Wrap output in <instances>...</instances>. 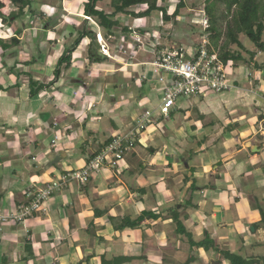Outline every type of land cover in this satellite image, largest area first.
<instances>
[{
    "label": "crops",
    "instance_id": "obj_1",
    "mask_svg": "<svg viewBox=\"0 0 264 264\" xmlns=\"http://www.w3.org/2000/svg\"><path fill=\"white\" fill-rule=\"evenodd\" d=\"M63 2V10L55 11L62 22L42 27L46 14L40 11L43 14L20 20L13 32L15 23L0 25V33L12 32L5 40L23 28L21 45L0 56V85L6 89L0 91V264H101L103 253L137 257L126 264H173L177 255L196 254L198 247L191 248L189 239L199 242L207 233L222 246L230 245L231 237L250 236L263 247L264 68L251 73L250 89L236 78L227 92H205L192 102L179 99L163 128L150 125L141 133V142L118 169L92 176L86 186L70 182L44 203V212L24 222L4 220L26 204L29 187L44 188L66 172L83 168L112 137L132 131L145 111H157L171 81L164 73L163 81L146 76L144 63L155 57L152 44L166 42L141 34L154 28V15L140 20L118 15L121 26L107 38L96 19H87L83 3ZM85 21L96 44L101 47L102 36L112 57L99 53L102 62H93L92 39L86 37L56 79L58 61L83 32ZM170 23L159 30L166 27L168 35H178L177 30L168 31ZM132 31L144 38L141 49L149 60H134L133 46V59L117 51L130 49ZM41 34L43 44L38 42ZM29 74L48 86L35 98L30 97ZM238 106L242 111L235 116L232 109ZM175 207L185 227L182 235L173 220ZM146 211L161 217H147L140 230L118 231L110 220L135 219ZM71 241L83 258L91 256L89 263L74 259ZM213 253L200 249L196 258Z\"/></svg>",
    "mask_w": 264,
    "mask_h": 264
},
{
    "label": "trees",
    "instance_id": "obj_2",
    "mask_svg": "<svg viewBox=\"0 0 264 264\" xmlns=\"http://www.w3.org/2000/svg\"><path fill=\"white\" fill-rule=\"evenodd\" d=\"M37 0H0V25L2 28L5 24L12 25L16 20L25 21L27 18H31L36 14H43L38 12L34 3ZM84 14L87 17L96 19L99 26L106 30V37L111 34L114 28L121 26L120 22L116 20L118 15H130L136 20L145 19L155 14H159L164 23L174 22L177 26L179 20L186 12H188V0H180L179 3L171 8L167 5L168 0H110V13L100 8V4L105 0H82ZM205 15L208 19L210 28L207 30L210 36L211 47L214 50L219 51L218 56L220 61L229 67L232 64L238 63V61H244L245 66H251L250 59L245 58V53L250 54V58L253 60L258 53H264V0H205ZM8 3H11L17 10L16 16H9L5 10ZM222 5L226 6V10L223 13L219 12V7ZM140 9L138 12L135 9ZM63 9V8H62ZM61 9V10H62ZM172 10V11H171ZM223 22H226V28H222ZM89 21H85V27L80 36L75 40L73 45L66 49L62 57L59 59L55 69V77L58 79L61 75L62 67L70 66L72 61V55L76 48L81 44L82 40L86 37L92 39L91 49L93 50V62L101 63L103 59L99 56L100 50H97L95 33L92 30H88L87 26ZM23 28H20L13 34L9 40L0 38V49L4 54L13 47L21 45L19 35L22 34ZM125 32L128 30L124 28ZM133 33V31H132ZM131 33V34H132ZM241 35L247 36L254 44V50L250 51L241 42ZM224 37V38H223ZM232 46H237L238 51H232ZM165 48L164 46L158 45V49ZM215 52V51H214ZM30 64V63H27ZM258 68H264V62ZM15 68V67H14ZM14 68L11 71H14ZM19 76V75H18ZM30 97L35 98L41 95L46 89L47 85H44L41 81L34 78L32 74L28 75ZM57 82V81H56ZM55 83V82H54ZM53 83V84H54ZM6 90L3 85H0V91ZM111 141V140H110ZM110 141L105 143L104 147L107 146ZM103 147V148H104ZM99 154V153H98ZM98 154H93L89 159L92 160ZM89 160V161H90ZM67 173V172H66ZM27 197V196H26ZM26 204L28 203L25 201ZM105 211L96 214L97 218L102 217ZM179 210L175 207L173 210V220L177 225L178 234L182 235L185 231L183 223L178 218ZM151 216L153 219H158L161 214L143 212L140 216L132 219L130 216H124L123 218L112 216L110 220L114 223L116 230H125L131 228L133 230H140L147 217ZM264 221V216H263ZM93 229V228H92ZM91 230V234L95 235L96 232ZM93 235L90 236L93 237ZM100 242L105 241L104 237L98 236ZM191 248L200 247L206 252H214L221 254L230 264H264V258L259 257H243L241 255H234L230 252H225L219 246V244L213 240V238L206 234V237L200 243H196L190 240ZM190 253V256L185 264H193L196 260V255ZM101 264H126L131 262L137 257L121 256L110 258L106 253L100 255ZM144 258V257H143ZM84 261L89 263L91 256L83 258Z\"/></svg>",
    "mask_w": 264,
    "mask_h": 264
},
{
    "label": "built area",
    "instance_id": "obj_3",
    "mask_svg": "<svg viewBox=\"0 0 264 264\" xmlns=\"http://www.w3.org/2000/svg\"><path fill=\"white\" fill-rule=\"evenodd\" d=\"M204 17V16H203ZM90 20V17H87ZM203 32L201 40L196 50L188 51V47L182 45L172 48L157 49V45L152 44L154 60L144 65L148 66V77L150 74L158 76L160 81L164 78L161 75L168 74L171 77L170 84L166 85L162 94V101L157 111L147 110L138 119L136 127L127 134H116L110 143L105 146L99 154L90 160L79 170H70L60 177L57 182H51L44 188L37 189L35 185L29 187L25 192L28 203L21 206L12 216L5 217L4 220L14 219L17 222H24L35 213L44 212V203L55 193L61 191L70 182L76 181L82 186L89 184L92 176L103 172L106 169L116 170L120 162L135 149L136 142L141 133L152 125L154 117H168L171 110L176 106L179 99H189L199 96L207 91L221 94L234 88V83L226 75L227 66L224 65L215 50L211 47L210 36L207 30L210 24L207 18H203ZM133 46L139 50L144 44V38L133 32L131 35ZM101 51L107 57H112L102 36ZM151 43V42H150ZM155 45V47H153ZM121 54L133 59L125 47H118ZM191 52V53H190ZM145 76V77H146Z\"/></svg>",
    "mask_w": 264,
    "mask_h": 264
},
{
    "label": "rangeland",
    "instance_id": "obj_4",
    "mask_svg": "<svg viewBox=\"0 0 264 264\" xmlns=\"http://www.w3.org/2000/svg\"><path fill=\"white\" fill-rule=\"evenodd\" d=\"M168 1L169 2L167 3V5H169L171 8H174L179 3L180 0H168ZM63 3H64L63 0H37L36 3H34V7L38 12L43 11V12H45L46 15L48 13L47 18L45 15L44 18L41 19L42 27L46 23L52 22V24H55L57 21L58 22L63 21L62 18H61L62 20L60 18H58L60 20H57L56 19L57 15L55 14L56 8H58L57 10H59V11L63 10L62 9ZM82 3H83V1L80 2V0H79V4H82ZM77 5H78V3H77ZM206 5L207 4H206L205 0H188V8L193 9V10L192 11L189 10L188 12H186L184 14V16H182L180 18V20L178 22L179 24L177 26L172 27L173 23L171 22L172 24L170 23V27H168L169 32L171 31V29H172V31H175V32H176V30L179 31L178 35H175V34H171V36L168 35L165 32V31H167L165 25H164L165 28H163L162 30H159V26L162 27L164 24V22L162 21L161 16L159 14L154 15V22H153L154 28L153 29L151 28L150 31H146V32L144 31L145 33L143 32L141 34H142V36H144V38H146V37L151 38L152 37L157 42H161V43H163V38L166 39V42L164 44H162L166 48L177 47L179 42H180L179 43L180 47L182 46L181 44H186L188 47L187 50L192 52V50H194V49L196 50V48L199 45L200 40H201V36H202L201 33L203 32V29H204L203 28V20H204L203 16L205 15L204 10H205ZM100 8L103 9L104 11L110 13L111 7L109 4V0L101 3ZM5 10L7 13H11L9 15H15V13H17V10L15 9V7L11 3L7 4ZM225 10H226V6L221 4V6L219 7L218 13H223ZM51 19H53V20H51ZM20 22H21L20 20H16L14 22L16 25L14 26L12 32L15 31L16 28L18 29L20 27ZM166 26H169V25H166ZM222 28H224V30H225L226 22H223ZM12 32L8 36H6L4 33H0V38L1 37H3V38L4 37L5 38L10 37ZM176 36H179V37H176ZM39 37L42 38L41 39L42 41L38 40V42H42V44H43L44 43V36L42 37V34H41ZM170 37L173 38L172 39L173 41L172 40L170 41ZM263 39H264V35H263ZM241 42L250 51L254 50V44L252 43V41L247 36L241 35ZM131 45H133L132 41H131V43L129 42V46H130L129 47L130 49H128L129 54H130V51H133L131 49V47H132ZM155 45L153 47H155ZM96 46H97V44H96ZM190 46H192V47H190ZM41 47H43V45ZM141 48L139 50L135 49V55L136 56H134V57L137 59H135L134 57L133 58L137 62H145L147 59L149 60L148 53L146 51H143ZM13 49H15V48H13ZM238 49L239 48L237 46H232V48H231L232 51H238ZM100 52L103 53L101 50H100ZM215 52L217 54L219 53V51H217V50H215ZM5 53L3 54L1 52V49H0V56L5 55ZM243 53L245 55V58L250 59L251 64H252L251 67H246L244 61H238V63L232 64L231 66L229 65V67H227L226 75L229 76L230 80L233 83L236 80V78H239L240 81L244 82L246 84L247 88L250 89L252 86L249 84L250 83L249 82V79H250L249 76L251 75L252 72L253 73L257 72V70H258L257 66H261L263 64L264 53H258L256 60H254V59L252 60L250 58L249 53H245L244 51H243ZM130 55H132V54H130ZM126 57L129 59V55ZM146 69H148V68H146ZM262 78L264 79V74L262 75ZM49 88H51V86H49ZM159 88H160V86H158L156 88V91H159ZM207 92L210 93V91H207ZM189 100L192 102L193 98L191 97V98H189ZM232 110H233V115H235V116L237 113H240L242 111L240 106L235 107ZM166 123H167V120L165 117H154L152 120V126L150 128H152V129L155 128V129L160 130L163 128L164 124H166ZM26 126H27V124H26ZM30 135H33V132H31ZM188 139L190 140L191 138H188ZM157 140L159 141V143H161L160 139H157ZM140 142H141V140H139V143ZM29 151L30 150L28 149L27 154H30ZM49 152H51V149H49ZM12 215H14V214H12ZM256 225H258V224H256ZM145 226L149 227V225H145ZM204 236L206 237V235H204ZM80 237H81V235H80ZM89 238H90V236H89ZM89 240H93V238H90ZM189 240H191V239H189ZM200 242L201 241L196 242V243H200ZM70 243H71V253L74 254V256H76L74 259L79 257V262L84 261L83 256L81 255L82 254L81 248L79 246H75V244H73L72 241ZM229 243H230V245H227V246H222L223 245L222 243H220V244L218 243V244L222 250H224L225 252H230L231 254H234V255H241V256L246 257V258H248V257L264 258V246L260 247V245L258 243H256V240H254L250 236H248L247 239L246 238H240V237H237V238L231 237ZM108 245H107V247H108ZM200 249L201 248L198 247L196 249V252L198 253V250H200ZM212 252H210V253H212ZM193 254L196 255L195 252ZM203 255H205V254H203ZM189 256H190V252H187L186 254H182V255H177V257L175 258L176 261L173 264H185L186 261L188 260ZM205 256H206L205 258L203 257L204 259L201 257L200 258L197 257L194 264H230V262L228 260H226L221 254L205 255ZM142 262H144V261H142ZM19 264H28V263L21 262ZM160 264H162V263H160Z\"/></svg>",
    "mask_w": 264,
    "mask_h": 264
},
{
    "label": "water",
    "instance_id": "obj_5",
    "mask_svg": "<svg viewBox=\"0 0 264 264\" xmlns=\"http://www.w3.org/2000/svg\"><path fill=\"white\" fill-rule=\"evenodd\" d=\"M97 47H98V49H100V45L99 44H97Z\"/></svg>",
    "mask_w": 264,
    "mask_h": 264
},
{
    "label": "clouds",
    "instance_id": "obj_6",
    "mask_svg": "<svg viewBox=\"0 0 264 264\" xmlns=\"http://www.w3.org/2000/svg\"><path fill=\"white\" fill-rule=\"evenodd\" d=\"M100 50H101V47H100Z\"/></svg>",
    "mask_w": 264,
    "mask_h": 264
}]
</instances>
